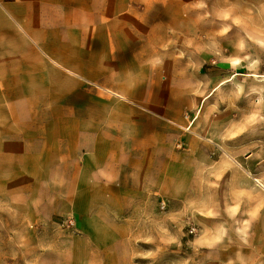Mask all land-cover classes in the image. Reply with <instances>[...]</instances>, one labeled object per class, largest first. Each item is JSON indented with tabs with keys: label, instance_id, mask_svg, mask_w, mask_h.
I'll list each match as a JSON object with an SVG mask.
<instances>
[{
	"label": "rangeland",
	"instance_id": "374dc122",
	"mask_svg": "<svg viewBox=\"0 0 264 264\" xmlns=\"http://www.w3.org/2000/svg\"><path fill=\"white\" fill-rule=\"evenodd\" d=\"M76 1L53 0L52 6L57 10ZM117 1L130 9L145 2L158 5L164 28L159 36L165 41L159 47L164 126L171 139L165 143L175 154L180 151V158L161 161L156 184L150 171L146 206L142 217L134 216L142 220L125 222L129 217L116 215L123 237L107 242L112 254L98 255L94 251L106 247L96 248L91 240L88 245L85 238L93 232V214L79 235L75 213L66 204L71 200L61 198L73 191L76 175L63 176L56 159L48 162L47 174H24L36 160L5 157L14 150L4 142L12 130L0 126V264H264V0ZM150 13L151 23L156 16ZM190 16L195 21L188 23ZM96 32V37L103 34ZM82 35L92 39L94 31L53 30L54 42L63 40V46L21 48L22 58L43 59L35 69L21 62L16 79H5L1 119L9 124L34 113L48 129L59 124L56 110L78 102V51L88 55L99 48L76 46ZM3 49L11 48H0V57ZM2 65L6 72L13 66ZM46 70L53 74L50 88L43 84ZM172 88L178 95L171 96ZM178 97L179 121L167 108ZM174 161L180 163L179 178ZM246 221L242 235L238 229ZM111 225L101 227L109 231ZM221 230L223 237L214 241Z\"/></svg>",
	"mask_w": 264,
	"mask_h": 264
},
{
	"label": "crops",
	"instance_id": "0c3cea01",
	"mask_svg": "<svg viewBox=\"0 0 264 264\" xmlns=\"http://www.w3.org/2000/svg\"><path fill=\"white\" fill-rule=\"evenodd\" d=\"M52 2L0 0V48H11L7 52L1 50L0 63L13 64L11 69L8 67V72L0 66V103L5 93V79H16L15 73L21 69V62L25 63V68L35 69L33 64L43 59V56L22 58V47L63 46V40L54 42L52 31L76 29L94 31L92 39L83 35L77 38L76 46L99 48L88 55L78 51V102L75 107L62 104L56 110L57 114L60 111L59 119H56L59 124L48 129L40 125L34 113V118L13 120L9 124L6 118H0V126L12 130L5 135L4 142L11 144L14 150L5 157L36 160L35 168L24 174H47L48 162L52 159L59 160L63 176L75 174L73 191L60 197L71 200L66 204L75 213L73 222L79 235H84L89 226V215L93 214L94 227L93 232L85 236L87 244L90 245L91 240L96 248L106 247L107 242L112 244L123 237L115 225L116 215L129 217L124 218L125 222L142 220L138 218L142 217L141 209L146 206L150 171L154 172L152 182L156 184L161 161L180 158V151L175 154L168 147L170 143H165L171 139L164 126L165 88L160 80L159 61L163 62L164 54L159 47H163L165 41L159 34L164 28L159 24L157 4L145 2L143 6H131L130 9L117 0H77L71 5L61 3V8L54 10ZM151 11L156 17L150 23ZM229 12L235 11L229 9ZM192 21L195 19L188 17L187 22ZM117 26L119 29L115 33ZM96 31L103 34L96 37ZM118 47H131L132 50L127 54L115 52L114 48ZM48 72H44L43 84L50 88L53 74L48 76ZM80 81L88 86L80 85ZM175 91V88L170 90L171 96L173 93L178 95ZM109 92L123 95L124 99L109 96ZM177 100L179 97L174 102L171 98L167 105L173 109L172 120L180 118L175 112L179 108ZM174 163L178 166L179 178L180 163ZM134 212L138 214L134 215ZM134 216L138 218L134 219ZM105 223L113 225L109 231L102 229L101 225ZM112 246L94 252L112 254ZM82 253L88 254L85 249Z\"/></svg>",
	"mask_w": 264,
	"mask_h": 264
},
{
	"label": "clouds",
	"instance_id": "9594fccd",
	"mask_svg": "<svg viewBox=\"0 0 264 264\" xmlns=\"http://www.w3.org/2000/svg\"><path fill=\"white\" fill-rule=\"evenodd\" d=\"M203 6V5H201ZM223 19H228L229 18V14L228 13H224L223 16H222ZM227 29H225L226 31ZM236 212V208H233L230 210V214H234ZM211 214V213H210ZM253 216H255V213H252ZM248 227V222L246 221L245 224H244V227L241 228V229H238V231L243 235L246 233V229ZM224 235V231L221 230L214 238L213 240L214 241H219Z\"/></svg>",
	"mask_w": 264,
	"mask_h": 264
},
{
	"label": "built area",
	"instance_id": "2783aa9c",
	"mask_svg": "<svg viewBox=\"0 0 264 264\" xmlns=\"http://www.w3.org/2000/svg\"><path fill=\"white\" fill-rule=\"evenodd\" d=\"M164 207V204H161V208H163ZM194 230V228H191L190 229V232H192Z\"/></svg>",
	"mask_w": 264,
	"mask_h": 264
},
{
	"label": "snow or ice",
	"instance_id": "6c2138e0",
	"mask_svg": "<svg viewBox=\"0 0 264 264\" xmlns=\"http://www.w3.org/2000/svg\"><path fill=\"white\" fill-rule=\"evenodd\" d=\"M238 63V62H237Z\"/></svg>",
	"mask_w": 264,
	"mask_h": 264
}]
</instances>
